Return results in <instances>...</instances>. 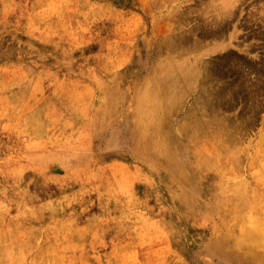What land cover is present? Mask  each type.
<instances>
[{
  "label": "rangeland",
  "instance_id": "obj_1",
  "mask_svg": "<svg viewBox=\"0 0 264 264\" xmlns=\"http://www.w3.org/2000/svg\"><path fill=\"white\" fill-rule=\"evenodd\" d=\"M199 56L186 96L138 100ZM263 157L264 0H0V264H260Z\"/></svg>",
  "mask_w": 264,
  "mask_h": 264
},
{
  "label": "bare ground",
  "instance_id": "obj_2",
  "mask_svg": "<svg viewBox=\"0 0 264 264\" xmlns=\"http://www.w3.org/2000/svg\"><path fill=\"white\" fill-rule=\"evenodd\" d=\"M6 1V0H5ZM221 4V3H220ZM8 5V4H7ZM4 7V6H3ZM220 9V8H219ZM215 10V9H214ZM217 10V9H216ZM233 14H229V18L232 17ZM184 18V17H183ZM206 19V18H205ZM203 19V20H205ZM213 19V18H212ZM231 20V19H230ZM180 21V20H179ZM229 23V21H228ZM211 24V22H210ZM218 25V24H217ZM221 25V24H220ZM211 29V28H210ZM223 28H219V29H216L214 32L212 31V33H209L208 35L206 34L205 37L207 36H211L213 38H222L224 36V33L222 32ZM193 33V32H192ZM208 33V32H207ZM175 37V36H174ZM183 37V36H182ZM225 37V36H224ZM231 40H232V36L230 37ZM171 39L169 38V41ZM181 40V39H180ZM235 40V39H234ZM174 42V41H172ZM196 42V41H195ZM182 44V43H181ZM194 46L195 48L200 46V44L198 43H194ZM203 46V45H202ZM229 46V45H228ZM170 47V46H169ZM195 48H187V49H184V52H189L191 50H195ZM217 49H220L219 47H216L214 50L217 51ZM163 54V53H162ZM165 55V54H164ZM185 55V54H184ZM175 56V55H174ZM187 56V55H186ZM203 57V56H202ZM201 56L192 59V58H188L187 60L190 61V62H183L182 65L181 64H178V63H175L174 61L170 62L171 59H167V61H163L162 63L159 64L158 66V70L156 71V75H155V85H154V88L155 89H150L148 86H146L144 88V90L142 91V88H139V97H138V100L142 101V98L147 96V95H150V94H154L153 96V103H154V106H155V113H157L159 110H162V108L164 110L167 109L168 105L171 103L170 99H169V96L171 94H169L167 91L170 89V88H174V89H178L179 92H180V95L183 96V93L186 91V90H183L181 88H178L180 83L182 82L183 79H187L186 82H188V84L190 86H192V81H194L196 79V77L201 74V67H205V63H201ZM230 58V57H229ZM160 59V58H159ZM179 59V58H178ZM204 59V58H203ZM162 61V60H161ZM221 64V62H220ZM245 64V63H244ZM254 64V63H253ZM177 65H179L180 68H176ZM181 65V66H180ZM255 67V66H254ZM252 68V67H251ZM208 69V68H206ZM253 69V68H252ZM255 69V68H254ZM205 71V70H204ZM209 73L206 75V76H209V77H214V79H217L220 77V72H219V69H215V66L209 68ZM159 72V73H158ZM204 75V73H203ZM180 77H184L182 79H180ZM208 78V77H206ZM205 78V79H206ZM150 79V78H149ZM209 79V78H208ZM204 82V81H203ZM210 82V81H209ZM197 83V82H196ZM194 83V84H196ZM207 83V82H206ZM205 83V84H206ZM208 84V83H207ZM188 85V87H189ZM214 85V84H213ZM226 85L221 88L220 90H216L217 91V96H220L222 94H225L226 93ZM183 88V87H182ZM191 88V87H189ZM199 88V87H198ZM209 88V86H208ZM195 89V88H194ZM188 90V89H187ZM215 90V89H214ZM232 90V89H230ZM201 93V91L199 92ZM215 93V92H214ZM229 93V92H228ZM227 94V93H226ZM185 95V93H184ZM197 95V94H196ZM138 96V95H137ZM186 96V95H185ZM173 97V96H172ZM184 98V97H183ZM166 99L168 100V105L167 106H164L163 103L164 101H166ZM209 99V98H208ZM181 100V99H180ZM179 100V101H180ZM207 100V99H206ZM210 100V99H209ZM177 101V100H176ZM141 103L139 104V106L136 108L135 106V109H133L131 111L132 115H133V126H134V129L136 130L137 132V129L139 128L138 126H140V124L143 122V118L141 117V111H142V106L140 107ZM176 105H179L178 102H176ZM193 106V105H192ZM140 107V108H139ZM194 109V107H193ZM161 126H159V128H161ZM173 135H175L173 129H169L167 130V137L168 138H171L172 140L175 139L173 137ZM154 137V133H149V144L151 146H145V138L140 135H137V146L139 149L141 150H144L146 152V154L150 155L151 157L153 158H157L156 155H159V152H158V146L156 144L153 145V138ZM34 143H36L34 141ZM33 144V143H32ZM160 151L166 153L165 157H171L172 155V152H171V149L170 147L166 144V146H161L160 147ZM164 158V157H163ZM264 158V157H263ZM263 164V162H262ZM39 195V194H37ZM38 197V196H37ZM35 199V198H34ZM39 199V198H38ZM45 200V199H44ZM43 200V201H44ZM2 220V219H1ZM3 221V220H2ZM62 222V221H61ZM5 225V224H4ZM1 226V225H0ZM255 226H256V223H249V226L247 225L245 227L244 230H242V235H244L249 242H252L251 245L248 247V251L247 253L245 254L248 258L250 257H253V258H256L260 261V264H262L264 262V251L262 250L261 252H259L257 250V247H255V243H253V241H258V240H262L264 238L263 236V233H259L257 230H255ZM15 231V230H14ZM18 233V232H17ZM19 236V235H18ZM11 238V237H10ZM21 239V238H20ZM11 242V241H10ZM218 244L219 242H216L215 245H213V248L216 249V251H219L218 249ZM241 247H244L243 244L241 243L240 244ZM217 247V248H216ZM29 249V248H28ZM49 251V250H48ZM51 252V251H50ZM52 253V252H51ZM26 254V253H25ZM53 254V253H52ZM220 254H223L224 256H227L226 258L230 261V260H233L234 258H232L233 256L235 255H231L229 252H226V251H220ZM51 255V254H50ZM54 255V254H53ZM59 255V254H58ZM68 256V255H67ZM7 257V256H6ZM66 258V257H65ZM68 264V263H66ZM264 264V263H263Z\"/></svg>",
  "mask_w": 264,
  "mask_h": 264
}]
</instances>
